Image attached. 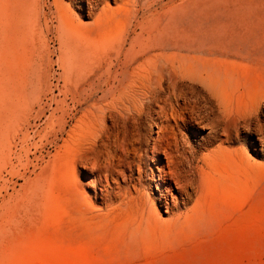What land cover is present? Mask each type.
Listing matches in <instances>:
<instances>
[{
	"label": "rangeland",
	"instance_id": "374dc122",
	"mask_svg": "<svg viewBox=\"0 0 264 264\" xmlns=\"http://www.w3.org/2000/svg\"><path fill=\"white\" fill-rule=\"evenodd\" d=\"M109 68L122 75L108 77ZM170 69H196L221 103L228 102L220 109L213 101L210 115H228V142L221 122L208 147L197 145L208 136L207 121L179 128L180 142L196 145L197 168L217 163L193 209L195 197L166 208L156 189L163 176L155 161L161 166L165 158L154 145L160 127L173 125L162 119L166 83L177 84L176 91L190 86L169 79ZM134 71H151L154 79ZM92 86L96 92L84 101ZM106 104L130 114L120 136L137 147L117 188L102 167H53L70 126L98 118ZM216 150L232 154L231 163L222 165ZM38 179L41 186L30 193ZM0 264H264V0H0Z\"/></svg>",
	"mask_w": 264,
	"mask_h": 264
},
{
	"label": "bare ground",
	"instance_id": "6f19581e",
	"mask_svg": "<svg viewBox=\"0 0 264 264\" xmlns=\"http://www.w3.org/2000/svg\"><path fill=\"white\" fill-rule=\"evenodd\" d=\"M33 1V0H32ZM72 1V0H71ZM93 0H91L92 2ZM75 2V1H74ZM31 4V3H30ZM38 4V3H37ZM90 4V2H89ZM33 5V4H32ZM92 5V4H91ZM35 6V5H34ZM60 6V5H59ZM32 7V6H31ZM43 8V7H42ZM31 9V8H30ZM29 9V10H30ZM33 9V8H32ZM90 9V8H89ZM88 9V10H89ZM38 10V8H37ZM34 11V10H33ZM90 11V10H89ZM92 12V11H91ZM90 13V12H89ZM30 14V13H29ZM38 14V13H37ZM21 15V14H20ZM31 17H32V14H30ZM88 16V15H87ZM21 17V16H18V18ZM23 17V16H22ZM35 17V16H34ZM33 17V18H34ZM40 17V16H39ZM23 19V18H22ZM36 19V17H35ZM21 20V19H20ZM19 20V21H20ZM34 20V19H33ZM23 22V21H22ZM26 23L28 21H25ZM46 22V21H45ZM31 23V22H30ZM61 24V23H60ZM27 26H32V25H27ZM35 26V24H34ZM40 26V25H39ZM43 26V25H42ZM41 26V27H42ZM61 26V25H60ZM64 26V25H63ZM36 27V26H35ZM66 27V26H65ZM20 28V27H19ZM29 28V27H27ZM62 28V27H61ZM32 29V28H31ZM30 28L28 30H31ZM59 28L57 27V30ZM66 31V30H65ZM31 33V32H29ZM61 33V32H60ZM59 33V34H60ZM33 33L27 35V36H30L32 35ZM40 34V33H39ZM68 34V32H67ZM136 35V34H134ZM155 35V34H154ZM165 36V34H163ZM177 35V34H176ZM175 35V36H176ZM64 36V35H63ZM174 36V35H173ZM61 37V36H60ZM137 37V36H136ZM178 37V36H177ZM62 38V37H61ZM66 38V37H65ZM142 38V37H141ZM173 38V37H172ZM68 39V38H67ZM66 39V40H67ZM70 40V38H69ZM124 40V39H123ZM132 40V39H131ZM154 40V39H152ZM169 40V39H168ZM166 40V41H168ZM174 40V39H173ZM179 40V39H178ZM29 41H31L29 39ZM135 41V40H134ZM165 41V42H166ZM177 41V40H176ZM62 42V40H61ZM66 41H64L65 43ZM99 42V41H98ZM124 42V41H123ZM132 42V41H131ZM164 42V40H163ZM188 42H191V40H188ZM197 42V41H196ZM33 43V40L32 42ZM71 43V41H70ZM167 43V42H166ZM164 43V44H166ZM73 45V43H71ZM118 44V43H117ZM123 43H121V46H122ZM132 44V43H131ZM135 44V42H134ZM163 44V43H162ZM168 44V43H167ZM174 46H179V44H177V42H174L172 43ZM35 44H33L34 46ZM65 45V44H64ZM125 45V44H124ZM133 45V44H132ZM131 45V46H132ZM75 46V45H74ZM163 47V46H162ZM171 47V46H170ZM67 48V47H66ZM147 48V46H146ZM153 48V47H151ZM156 48V47H154ZM75 49V48H74ZM120 49V48H119ZM130 49V47L128 48ZM132 49V48H131ZM134 49V48H133ZM143 49V48H142ZM33 50V49H32ZM150 50V49H149ZM194 50V49H193ZM197 50V49H195ZM66 51V49H65ZM130 51V50H129ZM147 51V50H145ZM118 52L117 51V55H118ZM140 52V51H139ZM138 52V53H139ZM181 52V51H180ZM68 53V52H67ZM76 53V52H75ZM137 53V54H138ZM175 53V52H174ZM70 54V53H69ZM126 54H129V52ZM140 54V53H139ZM183 54V53H182ZM71 55V54H70ZM74 55V54H73ZM191 55V54H190ZM69 56V55H68ZM107 56V54H106ZM131 56V55H130ZM151 56V55H150ZM156 56V55H155ZM154 56V57H155ZM160 56V55H159ZM172 56V55H171ZM97 57V56H96ZM95 57V58H96ZM116 57V56H115ZM124 57L126 58L125 54H124ZM132 57V56H131ZM182 57V56H180ZM186 57V56H185ZM75 58V57H74ZM94 58V59H95ZM98 58V57H97ZM96 58V59H97ZM102 58V57H101ZM117 58V57H116ZM133 58V57H132ZM151 58H153L151 56ZM164 58V57H162ZM176 58V57H175ZM179 58V57H178ZM62 59V58H61ZM70 59V58H69ZM95 59V60H96ZM165 59V58H164ZM65 60V59H63ZM98 60V59H97ZM129 60V59H128ZM155 60V59H154ZM172 60V59H171ZM178 60V59H177ZM183 60V59H182ZM71 61V60H70ZM76 61V60H75ZM106 61V59H105ZM124 61V59H123ZM144 61V60H143ZM181 61V60H180ZM179 61V62H180ZM185 61V60H184ZM58 62V61H57ZM63 62V61H62ZM109 62V61H108ZM126 63V61H124ZM123 62V63H124ZM172 62V61H171ZM68 63V62H67ZM139 63V62H138ZM158 63V62H157ZM62 64V63H61ZM122 64V63H121ZM169 64V63H168ZM180 64V63H179ZM72 65V64H71ZM103 65V64H102ZM158 65V64H157ZM177 65V64H176ZM181 65V64H180ZM99 66V65H98ZM126 66V65H125ZM168 66V65H167ZM68 67V66H67ZM71 66H69L70 68ZM97 67V66H96ZM134 67V65H133ZM156 67V66H155ZM186 68V66H184ZM189 67V66H188ZM95 68V67H94ZM180 68V67H179ZM184 68V69H185ZM191 68V67H190ZM194 68V67H193ZM71 69V68H70ZM98 69V68H97ZM117 69V68H116ZM176 69V68H175ZM169 70L168 71V77L169 79H173V77L176 78V80H180L188 85H190L188 88L189 90L188 91H184V90H178L176 91V85L173 81H168L167 80V89H170V91H168V93H166V96H164V102H167V100L169 101L167 105L168 108H165V111H164V118H162L163 120H165V122L168 124L170 123H173V125H166L165 127H160V132H158L157 134V139L156 140V143L154 145V148L157 149L158 152H160L161 154H163L164 158H165V163L162 164L161 166L159 165V163H161V159H157L156 164V168H157V172H159V176H163V177H160L162 180L160 181V179L158 181H156V189L159 193V196L160 198L162 197L163 201L162 203L165 205L166 208H172V207H177L180 203L182 204H186L187 202L193 200V198L195 197V203L194 205L192 206V209L194 207H196V204H197V201H198V196L197 194L199 192H202L205 190L206 188V182L207 181H211L212 178H213V171L215 170V168L217 167L215 163V161H210L209 160H206V167L208 170L204 171L202 169H200V167H196L194 165V159L195 158V155H196V152H197V149H196V145L192 146V144H189L188 142H185V138H183L182 142H180V137L183 136L181 133H179V128L181 126H186V124H190L194 119H199L201 122H204V121H207V125L210 129V131L207 133L208 136L207 138L204 140V141H201L199 144V147H202V146H205L207 145V147L209 145H211V143L208 145L209 142H211L212 139H215L216 137H218V132H219V127H217L216 125L218 123H223V126L221 125L220 126V129L223 130V132L226 134V138L223 139V142H228L230 140V137H229V129H228V122H227V118H228V115L226 113L223 112V115L221 114H217L215 118H211L210 115L215 112L214 111V106L212 104L213 101H216L217 102V106L222 107V105L224 106V104L226 105L227 103H221V98L219 100V98L216 97L219 96L216 92V89H214V87L211 85H208L206 84L205 80L207 78V76H201V74H198V72L196 71H188V70ZM90 70V69H89ZM105 70V69H104ZM103 70V71H104ZM138 70V69H137ZM191 70V69H190ZM118 71V70H117ZM126 71V70H125ZM124 71V72H125ZM82 72V71H81ZM102 72V71H101ZM130 72V71H129ZM133 72V71H132ZM200 72V71H199ZM68 73V72H67ZM70 73V72H69ZM114 74L112 75V71L110 70H107V76L110 77V76H113V77H117L119 75H122V71L120 72H113ZM134 73H137V71ZM66 74V73H65ZM80 74V73H79ZM78 74V75H79ZM102 74V73H101ZM139 75H141L144 80L148 81L150 80L154 74L151 72V71H143L141 73H137ZM158 75V74H157ZM156 75V76H157ZM163 75V74H162ZM162 75H159V76H162ZM62 76V75H61ZM84 76V75H83ZM130 76V74L128 75ZM155 76V77H156ZM166 76V77H167ZM81 77V76H79ZM89 77V76H88ZM131 77V76H130ZM210 77V76H209ZM62 78V77H61ZM67 78V77H66ZM75 78V77H74ZM127 78V77H126ZM158 79H160L159 77H157ZM156 78V79H157ZM106 80V78H103ZM132 79V78H131ZM154 79V77H153ZM151 79V80H153ZM168 79V78H167ZM171 79V80H172ZM213 79V78H212ZM98 80V79H97ZM102 80V79H101ZM116 80V79H115ZM130 80V79H129ZM134 80V79H133ZM132 80V81H133ZM164 79H162L163 81ZM176 80H174L176 82ZM80 81V80H79ZM107 81V80H106ZM128 81V80H127ZM211 81V80H210ZM214 81V80H213ZM67 82V81H66ZM82 82V81H81ZM103 82V80H102ZM115 82V81H114ZM151 82V81H150ZM153 83V82H152ZM151 83V84H152ZM155 83V82H154ZM158 83H160V81H158ZM116 84V83H115ZM114 84V85H115ZM122 84V83H121ZM126 84V83H125ZM179 84V83H178ZM182 84V83H181ZM202 84V85H201ZM204 84V85H203ZM214 84V83H213ZM216 84V83H215ZM58 85V84H57ZM56 85V86H57ZM91 85V84H90ZM93 85V84H92ZM117 85V84H116ZM127 85V84H126ZM129 85V83H128ZM138 85V84H137ZM143 85V84H142ZM164 85V84H163ZM180 85V84H179ZM184 85V84H183ZM60 86V85H59ZM76 86V85H75ZM132 86V85H131ZM140 86V85H139ZM152 86V85H151ZM178 86V85H177ZM68 87V86H67ZM121 87V86H120ZM126 87V86H124ZM154 88H156L155 86H153ZM160 87V85H159ZM166 87V86H165ZM186 87V86H185ZM213 87V88H212ZM217 87V86H216ZM55 88V87H54ZM61 88V87H59ZM158 88V87H157ZM156 88V89H157ZM184 88V87H182ZM219 88V87H218ZM41 89V88H40ZM53 89V88H52ZM76 89V88H75ZM101 89V88H100ZM104 89V88H103ZM112 89H115V86L114 88L112 87ZM131 89V88H130ZM129 89V90H130ZM155 89V90H156ZM160 89V88H158ZM220 89V88H219ZM94 90V91H93ZM108 90H110V87L107 88V90L105 89V92L103 95H105ZM121 90V89H120ZM163 90V89H162ZM186 90V89H185ZM77 91V90H76ZM100 91V90H99ZM161 91V90H160ZM159 91V93H161ZM220 91V90H219ZM71 93V91H69ZM68 92V93H69ZM96 92V87L95 86H92L90 88H88L86 90V96L84 97V101L91 98V96H93V93ZM111 92V91H110ZM116 92V91H115ZM119 92V91H118ZM151 92V91H150ZM149 92V93H150ZM164 92V90H163ZM221 92V91H220ZM85 93V92H84ZM98 93V92H97ZM120 93V92H119ZM122 93V92H121ZM125 93V92H124ZM158 93V92H157ZM53 94V93H52ZM58 94V93H57ZM62 94V93H61ZM152 94V93H151ZM155 94V92H154ZM222 94V93H221ZM95 95V94H94ZM153 95V94H152ZM159 94H157L158 96ZM162 95V94H160ZM165 95V94H164ZM38 96V95H37ZM107 96V95H106ZM110 96V94H109ZM121 96V95H120ZM142 96L143 97H146V92H142ZM156 96V95H155ZM40 97V95H39ZM104 97V96H103ZM102 97V98H103ZM123 97V96H122ZM151 98V96H149ZM173 97L174 101L176 102V104H178V108L172 104L171 102V98ZM95 98V97H94ZM101 98V100H102ZM107 98V97H106ZM111 98V97H110ZM159 99V97H157ZM35 99V98H34ZM163 99V98H161ZM36 100V99H35ZM67 100V99H66ZM97 100V99H96ZM100 100V99H99ZM129 100V99H128ZM155 100V97L153 99V101ZM181 100V102L179 101ZM37 101V100H36ZM61 101V100H60ZM157 101V100H156ZM155 101V102H156ZM180 103H179V102ZM223 101V100H222ZM106 102V100H105ZM151 102V101H150ZM83 103V102H82ZM82 103H77L76 105L77 108L78 107H81ZM95 103V102H94ZM104 103V102H103ZM107 103V102H106ZM154 103V102H153ZM89 104V103H88ZM152 104V103H151ZM75 105V106H76ZM96 105V104H94ZM98 105V104H97ZM100 105V104H99ZM98 105V106H99ZM102 105V104H101ZM138 105V104H137ZM155 105V104H153ZM160 105V104H159ZM165 105V106H166ZM74 106V107H75ZM117 106V105H116ZM158 106V105H157ZM145 107V105H144ZM154 107V106H153ZM161 107V106H160ZM226 107V106H225ZM223 107V110L224 111H227L226 108ZM90 108V107H89ZM93 108V107H92ZM91 108V109H92ZM156 108V107H155ZM229 108V107H228ZM152 109V107H151ZM150 109V110H151ZM158 109V108H157ZM55 110V108H54ZM79 110V109H78ZM140 110V109H139ZM145 110V109H143ZM148 110V109H147ZM153 110V109H152ZM96 111V110H95ZM78 112V111H77ZM88 112V111H87ZM86 112V114H87ZM147 112V111H146ZM151 112V111H150ZM149 112V113H150ZM154 112V111H153ZM159 112V111H158ZM144 113V112H143ZM157 113V112H156ZM218 113V112H217ZM74 114V113H72ZM82 114V113H81ZM148 114V113H147ZM153 114V113H152ZM133 115V114H131ZM145 115V114H144ZM86 116V115H84ZM98 118H99V121H98V118L95 116V115H91L90 116V119H87L88 121H81L80 122H77L78 124L76 126H70V130L69 132H67V139L64 138V140L62 141V144L58 145V148H57V151H56V156L55 158L53 159V167H61L62 164L69 166V165H76L77 163H81V165L83 164L84 167H87L88 165L92 164L93 167H102L104 168V170L106 172H109L110 173V179H111V183L112 185H115L116 188L117 187H120V180H121V183H125L126 182V179H127V175H126V171H129L130 168L127 167V164L123 165L124 161L128 160V158L132 155H134V152L137 150V147H134L135 145H132L131 144V147H129L125 142H124V138L121 139V136L120 134H123L124 132L120 133V129H124V127L127 126V124H125L126 120H129L130 118V114L126 111H123L117 107H113L111 104H106L104 105L103 108L100 109V115H97ZM80 117V116H79ZM78 117V118H79ZM83 117V116H82ZM115 117L118 119L121 118V120H123V124L120 125V124H117L119 123V121H117L115 119ZM144 117V116H143ZM153 117V116H151ZM150 117V118H151ZM163 117V115H162ZM73 118V117H72ZM77 118V117H76ZM81 118V117H80ZM88 118V117H87ZM142 118V117H141ZM82 119V118H81ZM138 119V118H137ZM143 119V118H142ZM146 119V118H145ZM149 119V118H148ZM152 119H155V117L151 118ZM219 119V120H218ZM132 120V119H131ZM134 120V119H133ZM136 120V119H135ZM141 120V119H140ZM140 120H137L139 122L137 123H140L141 121ZM79 121V119H78ZM109 121V124H107L106 122ZM117 121V122H116ZM144 121V120H143ZM157 121V119H156ZM122 122V121H120ZM130 122V120H129ZM128 122V123H129ZM145 122V121H144ZM158 122V121H157ZM164 122V123H165ZM195 122V121H194ZM198 122V121H197ZM196 122V123H197ZM217 122V124H215ZM146 123V122H145ZM133 124L132 123V127H133ZM143 124V123H142ZM148 124V123H147ZM131 125V124H130ZM129 125V126H130ZM138 125V124H137ZM146 124H144L145 126ZM152 125V124H149V126ZM158 125V124H157ZM195 125V124H194ZM202 125V124H201ZM141 126V125H140ZM159 126V125H158ZM163 126V124H162ZM122 127V128H120ZM64 128V123H59L57 125V128L55 130V135H54V141L56 142V144H58L57 142L60 141V135L62 134V130ZM138 128V127H137ZM148 128V127H147ZM68 129V128H67ZM131 130V128H130ZM142 130V129H141ZM148 130V129H147ZM182 130V129H181ZM188 130V129H187ZM132 131V130H131ZM138 131V130H137ZM158 131V130H157ZM74 132H78L77 133V136L76 137H73V134ZM143 132V131H142ZM148 132V131H147ZM183 132V131H182ZM188 132V131H187ZM190 132V131H189ZM65 133V132H64ZM134 133V132H133ZM138 133V132H137ZM141 133V132H140ZM157 133V132H156ZM184 133V132H183ZM125 134V133H124ZM123 134V136H124ZM131 133H129V136H130ZM181 134V136H180ZM127 135V133H126ZM135 135V134H133ZM139 135H142L139 134ZM138 135V136H139ZM180 137H179V136ZM66 136V135H65ZM128 137V136H127ZM126 137V138H127ZM142 137V136H141ZM145 137V136H144ZM187 138V136H185ZM134 138V137H133ZM132 138V139H133ZM139 138V137H138ZM131 139V137H130ZM137 139V137H136ZM147 139V137H146ZM145 139V140H146ZM154 139V138H153ZM219 139V138H218ZM126 140V139H125ZM139 140V139H138ZM149 140V139H148ZM217 140V139H216ZM136 141V140H135ZM142 141V140H141ZM153 141V140H152ZM213 141V140H212ZM128 142V141H127ZM133 142V141H132ZM130 142V143H132ZM138 142V141H137ZM150 142V141H149ZM155 142V141H154ZM128 143V144H130ZM135 143V142H134ZM146 143V142H145ZM187 143V144H186ZM144 144V142H143ZM151 144V143H150ZM137 146V145H136ZM139 146V145H138ZM143 146V145H142ZM146 146V145H145ZM183 147L182 151H180V147ZM101 148V155H99L98 158H93L92 156L94 155V153L96 152L95 150L97 148ZM149 147V146H148ZM181 147V148H182ZM187 147V148H185ZM218 147V146H217ZM143 148V147H142ZM185 149H188V153L186 152ZM199 149V148H198ZM203 149V148H202ZM99 150V149H98ZM151 150V149H150ZM143 151V150H142ZM152 151V150H151ZM200 151V150H199ZM225 151V150H224ZM224 151H218L216 150L213 154H217L219 153V159L222 161V165H228L231 163L232 161V157L230 154H228L227 152H224ZM146 152V151H145ZM202 152V150H201ZM139 153V152H138ZM154 153V152H153ZM188 155H187V154ZM206 153V152H205ZM204 153V154H205ZM139 155V154H138ZM142 156V155H141ZM149 156V155H148ZM101 157V158H100ZM136 157V156H135ZM200 157V156H199ZM198 157V159H200ZM206 157V156H205ZM142 158V157H141ZM157 158V157H156ZM212 158V157H211ZM130 159V158H129ZM153 159V158H152ZM138 160V159H137ZM150 160V158H149ZM156 160V159H155ZM218 160V159H217ZM148 161V160H147ZM151 161V160H150ZM201 161V160H200ZM219 161V160H218ZM129 165V161H126ZM142 162V160H141ZM163 163V162H162ZM139 164V162H138ZM220 164V163H219ZM89 167V166H88ZM87 167V168H88ZM92 167V168H93ZM132 167V166H131ZM137 167V166H136ZM135 168V167H134ZM85 169V168H84ZM95 169V168H94ZM129 169V170H128ZM63 170V168H62ZM65 170V169H64ZM67 171V169H66ZM69 171V169H68ZM67 171V173H68ZM76 171V169H75ZM100 171V170H99ZM103 171V170H101ZM136 171V170H135ZM156 171V170H155ZM62 172V171H61ZM88 172V171H87ZM94 172V171H93ZM141 172V170H140ZM63 173V172H62ZM71 173V172H70ZM69 173V174H70ZM92 173V172H91ZM59 174V173H58ZM61 174V173H60ZM98 174V173H97ZM137 174V173H136ZM167 174V177H165L164 175ZM93 175V174H92ZM96 175V174H95ZM103 175V173H102ZM140 175V174H139ZM101 176V175H100ZM57 177V176H56ZM59 177H62L59 176ZM68 177V176H67ZM71 177V176H70ZM94 177V175H93ZM103 177V176H102ZM154 177V176H153ZM195 177H198V184H195L196 181H195ZM132 178V177H131ZM141 178V177H140ZM93 179V178H92ZM91 179V180H92ZM98 179V178H97ZM100 179V177H99ZM104 179V178H103ZM108 174L105 175V181L107 184L108 183ZM139 179V177H138ZM155 179V178H154ZM42 180V179H41ZM41 180H37L36 184H34L30 190V193H32L33 191L35 190H38L39 187L41 186L39 183H41ZM58 180V179H56ZM62 180V178L60 179ZM69 180V178H68ZM119 180V181H118ZM141 180V179H140ZM65 181V180H64ZM104 181V180H103ZM131 181V180H130ZM56 182V181H55ZM66 182V181H65ZM135 181L133 180V183ZM137 182V181H136ZM60 183V181H59ZM63 183V181H62ZM69 183V181H68ZM85 183V182H84ZM92 183V181H91ZM105 183V184H106ZM67 184V183H65ZM104 184V185H105ZM85 185V184H84ZM89 185V184H88ZM129 185H131L129 183ZM56 186V185H55ZM138 186V185H137ZM89 187H92L89 186ZM96 187V185H95ZM103 187V186H102ZM114 187V186H112ZM140 187V186H139ZM58 188V187H57ZM68 187H66V190H67ZM109 188V187H108ZM127 188V187H126ZM125 188V189H126ZM132 188V187H131ZM137 188V187H136ZM135 188V189H136ZM163 188V189H162ZM175 188V191H176V195H175V192L172 193V189ZM71 189V187H70ZM101 189V188H100ZM129 189V188H128ZM78 190V189H76ZM105 189H103L104 191ZM110 190V188H109ZM138 190V189H136ZM107 191V190H105ZM114 191V189H113ZM134 191V189H133ZM112 192V191H111ZM109 193V192H108ZM119 193V192H118ZM127 193V192H126ZM137 194V192H136ZM32 195V194H31ZM98 195V194H97ZM104 195V194H103ZM128 195V194H127ZM170 196V202H169V199H167V196ZM34 196V195H33ZM107 196H109V194H107ZM136 196V195H135ZM157 196V195H156ZM31 197V196H29ZM113 197V196H112ZM118 197V196H117ZM146 197V196H145ZM158 198V197H157ZM159 198V199H160ZM107 199V198H105ZM110 199V197H109ZM103 200V199H102ZM108 200V199H107ZM111 200H114V199H111ZM118 200V199H117ZM124 200V199H123ZM119 201V200H118ZM117 201V202H118ZM134 201V200H133ZM146 201V199H145ZM111 202V201H110ZM150 202V201H149ZM121 203V202H120ZM146 203H148L146 201ZM145 203V204H146ZM158 203V202H157ZM131 204V203H130ZM141 204V203H140ZM109 205V204H107ZM128 205V204H126ZM148 205V204H147ZM108 207V206H107ZM135 208V207H134ZM140 209V208H139ZM144 209V208H143ZM147 211V210H146ZM156 211V210H155ZM152 212V211H151ZM143 215V213H142Z\"/></svg>",
	"mask_w": 264,
	"mask_h": 264
}]
</instances>
